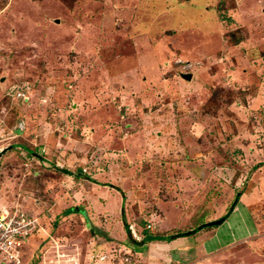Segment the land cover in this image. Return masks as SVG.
Returning a JSON list of instances; mask_svg holds the SVG:
<instances>
[{
    "label": "rangeland",
    "instance_id": "374dc122",
    "mask_svg": "<svg viewBox=\"0 0 264 264\" xmlns=\"http://www.w3.org/2000/svg\"><path fill=\"white\" fill-rule=\"evenodd\" d=\"M4 205L24 263L264 264V0H0Z\"/></svg>",
    "mask_w": 264,
    "mask_h": 264
},
{
    "label": "built area",
    "instance_id": "2783aa9c",
    "mask_svg": "<svg viewBox=\"0 0 264 264\" xmlns=\"http://www.w3.org/2000/svg\"><path fill=\"white\" fill-rule=\"evenodd\" d=\"M39 226L37 215L21 210L17 205L0 207V264L24 263L22 250ZM150 227V225H147ZM32 264H82L77 258L41 259Z\"/></svg>",
    "mask_w": 264,
    "mask_h": 264
},
{
    "label": "trees",
    "instance_id": "16d2710c",
    "mask_svg": "<svg viewBox=\"0 0 264 264\" xmlns=\"http://www.w3.org/2000/svg\"><path fill=\"white\" fill-rule=\"evenodd\" d=\"M74 174V173H73ZM76 177L82 175V176H86V174L84 172H82L81 170H78L77 173L75 174ZM238 199V194H236L233 198V200L231 201V204L229 205V207L227 208L226 212L220 217L221 221H223L227 216L228 214L230 213V211L232 210V208L234 207L236 201ZM78 209H79V206H74V207H70L68 208L67 210H65L66 212H78ZM219 224V223H218ZM217 223L216 224H208L206 223L205 226L209 227L211 225H218ZM187 234V231H184V232H177L176 234H172L171 236H167L165 238L167 239H171V238H175L177 236H181V235H185ZM158 237H164L163 235H158V234H150V233H146L145 236H143L142 240L136 242V243H142L144 242V240L146 238L148 239H151V238H158ZM136 241V240H135Z\"/></svg>",
    "mask_w": 264,
    "mask_h": 264
},
{
    "label": "water",
    "instance_id": "95a60500",
    "mask_svg": "<svg viewBox=\"0 0 264 264\" xmlns=\"http://www.w3.org/2000/svg\"><path fill=\"white\" fill-rule=\"evenodd\" d=\"M185 76H186V78H189L190 77V74H186ZM220 222H222V221H221L220 218H218L216 220H212V221L208 222V224H216V223L218 224Z\"/></svg>",
    "mask_w": 264,
    "mask_h": 264
}]
</instances>
